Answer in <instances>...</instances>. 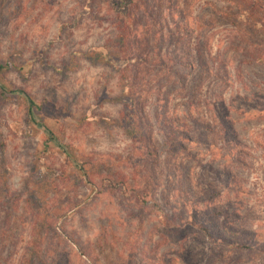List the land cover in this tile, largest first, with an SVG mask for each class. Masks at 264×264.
<instances>
[{
  "label": "rangeland",
  "instance_id": "1",
  "mask_svg": "<svg viewBox=\"0 0 264 264\" xmlns=\"http://www.w3.org/2000/svg\"><path fill=\"white\" fill-rule=\"evenodd\" d=\"M230 5L134 0L130 24L111 0H0V264H264V244L223 257L187 225L264 233V36Z\"/></svg>",
  "mask_w": 264,
  "mask_h": 264
},
{
  "label": "trees",
  "instance_id": "2",
  "mask_svg": "<svg viewBox=\"0 0 264 264\" xmlns=\"http://www.w3.org/2000/svg\"><path fill=\"white\" fill-rule=\"evenodd\" d=\"M228 3H231L230 9H235L238 12L237 19L240 17L242 18L240 21L243 22V25L249 24V26H252L253 28H257L262 32V35L264 36V0H227ZM111 4L114 7V9L119 13L120 16L124 18V23H133L132 19V7L134 4V0H111ZM189 20V19H188ZM188 20L184 17L183 23L180 24L177 27V32L181 35L178 39V42H180L181 39L184 38V36L188 35L190 31L186 29L188 25ZM243 20V21H242ZM181 23V22H180ZM245 23V24H244ZM195 33V32H194ZM193 33V34H194ZM192 34L188 37H191ZM126 38V34H123V39ZM256 43H253V46H255ZM261 46H264V39L261 40V43L256 46V48H260ZM202 56V55H201ZM109 62H113L116 64L122 65L124 79H125V92L124 96L122 97V111L124 116L127 118V123L132 126L133 131L137 133V139L145 140L146 135L142 133V127L145 121L150 120L149 117L146 115L145 112V105L140 103V97L136 96L135 92V85L130 79L129 75V68H130V62L131 60L127 57H123L121 55H115V54H109L106 58ZM180 59V58H179ZM255 61L264 64V57L258 56L255 58ZM180 67L183 68H193L194 65L192 63H184L183 59H180ZM2 67L0 66V70ZM146 116V117H145ZM156 118L158 120V124L166 128L167 122L166 119H160V114L156 112ZM145 117V118H144ZM150 124L152 125L151 121ZM153 132L148 137V142L146 145L147 152L150 155H153V157L158 158V150L153 146ZM186 132L185 131H178L177 133L174 131H170L167 133V146L172 150L177 147H183L184 142L187 141L186 138ZM135 138V139H136ZM157 162V161H156ZM193 219V218H192ZM161 223H162V232L166 235H177L181 232L182 228L171 222L167 219V217L163 216L161 217ZM187 225H191L194 228H198L201 230V235L204 236L208 243H211V246L214 245L215 249L219 248L220 256L223 255V250L227 251H248L252 249L253 247H258L261 244H264V233H258V232H252L249 230H243V231H234V230H223V232H220V237H224V242L218 241L217 237L214 235L216 234V231L210 229L209 227H204L203 225H200L198 227L197 223L195 221H187ZM218 232V233H219ZM214 236V237H213ZM215 238V239H212ZM247 243H245V242ZM206 242V241H205ZM206 242V244H207ZM250 243H253V245H250Z\"/></svg>",
  "mask_w": 264,
  "mask_h": 264
}]
</instances>
